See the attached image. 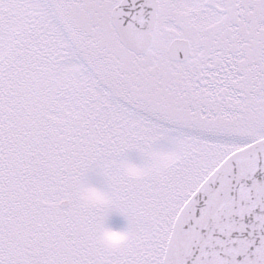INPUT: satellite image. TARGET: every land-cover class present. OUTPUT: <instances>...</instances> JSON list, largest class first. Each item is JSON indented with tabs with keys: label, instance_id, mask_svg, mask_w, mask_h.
Listing matches in <instances>:
<instances>
[{
	"label": "snow or ice",
	"instance_id": "1",
	"mask_svg": "<svg viewBox=\"0 0 264 264\" xmlns=\"http://www.w3.org/2000/svg\"><path fill=\"white\" fill-rule=\"evenodd\" d=\"M0 264H264V0H0Z\"/></svg>",
	"mask_w": 264,
	"mask_h": 264
},
{
	"label": "clouds",
	"instance_id": "2",
	"mask_svg": "<svg viewBox=\"0 0 264 264\" xmlns=\"http://www.w3.org/2000/svg\"><path fill=\"white\" fill-rule=\"evenodd\" d=\"M87 195L91 198L98 196V194L95 192H89ZM105 239L109 244L117 245L121 242L122 237L119 232H110L106 234Z\"/></svg>",
	"mask_w": 264,
	"mask_h": 264
},
{
	"label": "rangeland",
	"instance_id": "3",
	"mask_svg": "<svg viewBox=\"0 0 264 264\" xmlns=\"http://www.w3.org/2000/svg\"><path fill=\"white\" fill-rule=\"evenodd\" d=\"M112 223L114 227H120L122 224V222L118 218H114Z\"/></svg>",
	"mask_w": 264,
	"mask_h": 264
}]
</instances>
